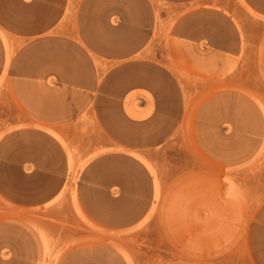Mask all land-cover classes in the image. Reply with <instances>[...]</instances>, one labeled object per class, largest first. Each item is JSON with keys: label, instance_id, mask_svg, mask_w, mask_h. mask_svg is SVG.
I'll return each mask as SVG.
<instances>
[{"label": "rangeland", "instance_id": "obj_1", "mask_svg": "<svg viewBox=\"0 0 264 264\" xmlns=\"http://www.w3.org/2000/svg\"><path fill=\"white\" fill-rule=\"evenodd\" d=\"M0 264H264V0L0 25Z\"/></svg>", "mask_w": 264, "mask_h": 264}, {"label": "crops", "instance_id": "obj_2", "mask_svg": "<svg viewBox=\"0 0 264 264\" xmlns=\"http://www.w3.org/2000/svg\"><path fill=\"white\" fill-rule=\"evenodd\" d=\"M16 0H0V25L7 31L27 33L29 31H35L37 33H46L53 30L58 23L61 22L68 5L69 0H19L18 6H24L25 8H38L39 13H27L23 15L24 23L26 27H18L14 24L16 21L14 18L21 17L12 11V7L15 6ZM56 9L55 13H50V9ZM23 36V35H22ZM26 46V45H18ZM129 114L133 117H142L136 113L132 108H127Z\"/></svg>", "mask_w": 264, "mask_h": 264}, {"label": "bare ground", "instance_id": "obj_3", "mask_svg": "<svg viewBox=\"0 0 264 264\" xmlns=\"http://www.w3.org/2000/svg\"><path fill=\"white\" fill-rule=\"evenodd\" d=\"M253 12V11H252ZM141 156H143V155H141ZM144 159V157L142 158V160ZM155 181H157L156 179H155ZM158 184V183H157ZM158 187V186H157Z\"/></svg>", "mask_w": 264, "mask_h": 264}]
</instances>
